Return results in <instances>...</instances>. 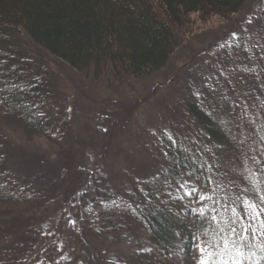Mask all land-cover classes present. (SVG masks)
<instances>
[{
  "label": "trees",
  "instance_id": "trees-1",
  "mask_svg": "<svg viewBox=\"0 0 264 264\" xmlns=\"http://www.w3.org/2000/svg\"><path fill=\"white\" fill-rule=\"evenodd\" d=\"M248 1L0 0V71L4 73L0 76V87L7 88L5 92H0V98L7 99L6 104L0 105V264H84L81 260L80 237L84 235L86 239L96 240L97 236H103L102 228L98 234L95 230L99 228L97 226L100 221L106 223L111 219H114L111 221L113 229L117 225L142 227L148 236L145 249H151H143L116 264H177L175 252L179 247L183 248V262L193 264L190 234L193 231L197 234L208 231L211 235L217 226L210 219L195 214L190 223L185 215L189 213L188 209L182 208L178 200L169 202V197L163 194L176 190L178 182L189 181V186H193L200 185L206 179L199 168L194 169L196 176L202 177L197 181L194 177L178 174V171L183 173V167L178 170L175 164L170 163L177 154L181 162L185 161L186 156L189 157L190 149L183 147L182 143L168 147L170 142L163 140V150L169 152V157H162L161 175L152 182L140 180L133 172L125 171V184L121 186L122 189H128L130 197L126 194V199L118 200L119 204L115 207L110 204L108 206L109 199L106 197H103L102 202L98 196L96 206L84 212L75 206L79 233L77 237L73 236L75 247L63 256L59 245L65 224L54 226L47 232L42 230V225L48 210L54 205L68 207L70 200L78 203L86 192L94 191L95 184L92 183L95 180L81 199L73 198L80 187L76 183L83 180L82 171L78 170L80 164H74L75 155L82 158L84 153L80 148V152L72 151L74 155H65L68 159L60 165L64 175L58 178L55 185L51 184L55 177H48L51 174L42 172L39 178L45 183L43 188H40L42 181L38 179H34L37 187L26 186L25 181L21 182L9 171L7 156L14 144L7 132L12 125H21L22 137L26 142H33L36 136L43 135L51 148H58L62 152L64 149L60 141L63 140V130L72 129H64L69 126V122L63 117V97L59 94L60 90L50 70L44 69L45 64L36 59L41 57L37 53L51 56L80 76L86 79L91 77L93 82L107 75L116 82L125 79L141 81L161 72L168 65L184 37L198 28V23L204 24L216 16L230 20L241 13ZM260 12L262 15L264 10ZM256 26L264 34V21L262 25L256 23ZM261 43H264V39ZM248 55L245 52L241 54V59L246 60L249 74L246 77L244 74L240 76L239 85L243 89L256 88L264 97V87H261L264 81L261 82L257 77L253 86L251 73L254 69V73L264 78V60L258 58L261 60L259 64V60L247 59ZM222 61L220 59L219 63L222 64ZM231 66L226 76L223 75L222 82L225 87L232 89L227 76L235 73L237 67L234 64ZM186 95L188 113L201 131L193 137L200 153L204 152L205 159L210 163L209 154L214 152L216 146H220L228 149L227 153L230 152L235 159V143L231 140L232 145L228 140L223 124L208 110L201 109L189 90ZM228 99L230 105H233L237 98L234 95ZM260 109L264 119V106ZM177 137L178 142L184 143L183 137ZM198 141L204 144H198ZM203 161L197 160V163ZM187 163L188 170H193L191 157ZM224 167L228 169L227 165ZM226 179L236 187L234 175L227 172ZM141 189L144 191L141 192ZM158 191L161 193L159 197ZM213 194L219 198L222 192L217 190ZM149 196L151 203L145 208V198ZM183 204H188L187 198ZM184 209H187L185 213ZM155 210L160 211L155 213ZM177 213H182L181 218H177ZM83 215L85 221L80 220ZM176 232L181 233L183 244L174 235ZM162 250L169 252L171 257L163 261Z\"/></svg>",
  "mask_w": 264,
  "mask_h": 264
},
{
  "label": "rangeland",
  "instance_id": "rangeland-1",
  "mask_svg": "<svg viewBox=\"0 0 264 264\" xmlns=\"http://www.w3.org/2000/svg\"><path fill=\"white\" fill-rule=\"evenodd\" d=\"M261 9L264 10V0H249L241 13L230 20L216 16L204 24L198 23V28L184 37L183 43L173 54L168 65L161 72L141 81L125 79L116 82L107 75L106 78L93 82L91 77L86 79L51 56L36 52L41 56L36 59L45 64L44 69L50 70L51 77L60 90L59 94L63 97L65 112L63 117L69 122V126L64 129H72L63 130V140L60 143L63 144L61 147L64 150L60 152L58 148H51V144L43 135L36 136L33 142H26L22 137V126L12 125L7 133L14 147L12 146L8 152L7 163L11 174L17 176L21 182L25 181L26 186L37 187L34 179L42 181L39 178L42 172L53 175L47 176L55 177L51 182L55 185L58 178L64 175L62 173L64 169L60 167L68 159L65 155H74L75 152L72 151L80 152L81 148L83 157L80 158L76 154L74 164H80L81 169L78 170L82 171L83 180L76 183V186L80 187L73 198L81 199L93 180L94 191L88 194L86 192L78 203L70 200L68 207L60 208L59 205H54L48 212L46 211L47 215L42 225V230L47 232L54 226L65 224L59 245L63 256L75 247L73 236L77 237L79 233L76 224L73 226L70 223L71 220L78 221L77 215L74 214L75 206L80 208V212H84L96 206L98 196L102 202L103 197H106L109 199L108 206L110 204L111 207H115L119 204L118 200L126 199V194L128 198L130 197L128 189L125 187L122 189L121 186L125 184L123 173L131 171L140 180L151 182L161 173L163 145L159 144V141L167 140L161 135L165 128L176 138L177 143H182L183 147L190 149L189 157L194 155L198 161L205 159V153H200V148L195 145L197 141L193 138L201 131L188 113L187 90L194 95V100L201 109L208 110L223 124L232 145L234 141L235 159L230 152L227 153L228 149L216 146L215 162L221 165L218 169L220 173L228 172L234 175L236 189L243 194L242 190L249 186L245 166L253 169L260 166L248 157H264V142L260 140V137L264 136V127H261L264 119L260 113V107L264 106V97H261L256 88L243 89L238 81L241 75L244 74L246 77L249 74L246 60L241 59V54L249 53L247 59L259 60L264 50V43H261L264 34L256 26V23L262 25L264 21ZM249 20L252 21L251 24L248 23ZM234 31L247 42L241 43L238 47H229L228 44H236L230 37ZM225 40L228 44L224 43ZM257 42L258 46L253 47ZM220 59H223L222 64L219 63ZM258 63L261 64V60ZM217 64L223 70L224 76L232 67L231 64L237 67L235 73L227 76L232 89L225 87L222 82L223 75L212 67ZM251 73L253 86L257 77L261 82L264 81L258 73L253 71ZM209 76L211 78L206 79ZM206 83L209 87H205ZM213 87L214 93L209 91V88ZM197 93L203 95L198 96ZM222 95H227L230 99L236 96L235 103L239 105L237 108L239 115L237 111L232 112L229 109V99L222 100ZM205 98L223 104V111H210L209 106L202 103ZM250 119H255L257 123L251 124ZM255 129H259V132L253 135ZM153 132L156 133L155 136ZM177 135L183 137L182 141L185 144L178 142ZM201 142L198 141V144ZM209 151L211 152V149ZM60 153L62 156L58 157ZM209 155L210 163H213V157ZM224 165H227L228 169ZM44 184L42 181L40 188H43ZM261 188L264 190V183L261 184ZM172 194L177 197L182 195V191L176 189ZM190 207L199 209V205L195 203ZM186 210L184 209V213ZM159 211L155 210V213ZM185 215L191 223L194 214L189 212ZM80 220L85 221V216L82 218L80 216ZM113 220L106 223L100 221L95 233L98 234L102 228L104 235L97 236L96 240L86 239L84 235L80 237L81 260L84 264H116L148 246V236L142 227L117 225L113 229ZM177 249L176 263L185 264L183 260L177 259L183 258V250L177 252ZM168 257H171V254L162 250L161 259L164 261Z\"/></svg>",
  "mask_w": 264,
  "mask_h": 264
},
{
  "label": "snow or ice",
  "instance_id": "snow-or-ice-1",
  "mask_svg": "<svg viewBox=\"0 0 264 264\" xmlns=\"http://www.w3.org/2000/svg\"><path fill=\"white\" fill-rule=\"evenodd\" d=\"M252 23L251 20L248 21ZM232 40L236 41V44H228L225 40L224 43L229 47H238L241 43L247 41L240 36L237 32L230 34ZM258 46L253 45V47ZM264 60V50H262L259 57ZM216 71L223 75V70L220 66H212ZM14 70V69H13ZM254 71V69H253ZM23 73H21L22 75ZM4 73L0 71V76ZM211 77H206L210 79ZM219 83V81H217ZM18 87V85H13ZM205 87H209L206 83ZM264 87V85H261ZM6 86L0 87V92H5ZM210 92H215V88H209ZM198 96H202V93H197ZM222 100H228L227 95L221 96ZM7 103V99L0 98V105ZM209 106L210 111H223V104L217 103L214 100H208L205 98L202 100ZM238 104L229 105V109L234 111L238 108ZM71 111V109H68ZM250 123L255 125L257 121L250 119ZM264 127V124H261ZM107 131V129H105ZM259 132V129H255L253 135ZM155 136L156 133L153 132ZM170 144L168 147H175L177 144L176 138L165 128L161 133ZM260 140L264 142V136L260 137ZM164 141L160 140L159 144L163 145ZM161 153L165 158L169 157V152L161 148ZM213 157V163H209L204 160L202 163H197L196 156H191L193 170H188L189 165L187 160L189 157H185V161L181 162L177 157L170 160V163L176 165L179 170L181 166L184 171L183 174L188 177H194L197 181L202 179L201 176H196L195 168H199L200 172L206 179L202 181L200 185H193L189 187V181L178 182L176 184L177 190L182 191V195L173 197L170 191L163 193L169 197V202L176 200L180 201L182 208H187L192 214L198 217H205L210 219L211 223L216 225V229L210 233L208 231L202 234H197L193 231L190 239L192 245V261L193 264H264V190L261 188V184L264 183V157L251 156L253 163L260 166L256 169L245 166L244 171L247 173L248 187H245L242 191L237 190L233 183L226 179L227 173H220L218 169L221 165L216 161V153H211ZM203 189H210V191H204ZM217 190L222 192V195L218 198L215 193ZM144 189H141L143 192ZM197 193L199 195L197 196ZM161 193L157 192V197ZM189 200L188 205L183 204L184 199ZM151 203L150 196L145 198V205ZM198 204L199 209L190 207L191 204ZM137 207H141L137 205ZM182 213H177V218H181ZM75 226L76 221H70ZM174 235L178 238L181 244H183V237L181 233L176 232ZM183 248H178L177 252L182 251ZM144 251H151V249H144ZM178 260L183 258L177 257Z\"/></svg>",
  "mask_w": 264,
  "mask_h": 264
},
{
  "label": "bare ground",
  "instance_id": "bare-ground-1",
  "mask_svg": "<svg viewBox=\"0 0 264 264\" xmlns=\"http://www.w3.org/2000/svg\"><path fill=\"white\" fill-rule=\"evenodd\" d=\"M33 128V127H32Z\"/></svg>",
  "mask_w": 264,
  "mask_h": 264
}]
</instances>
